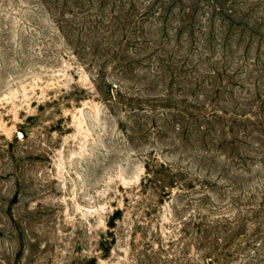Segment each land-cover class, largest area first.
<instances>
[{
    "label": "rangeland",
    "instance_id": "obj_1",
    "mask_svg": "<svg viewBox=\"0 0 264 264\" xmlns=\"http://www.w3.org/2000/svg\"><path fill=\"white\" fill-rule=\"evenodd\" d=\"M0 264H264V0H0Z\"/></svg>",
    "mask_w": 264,
    "mask_h": 264
}]
</instances>
